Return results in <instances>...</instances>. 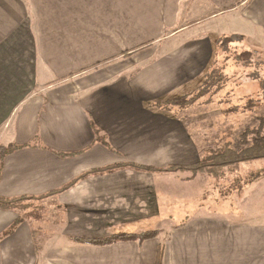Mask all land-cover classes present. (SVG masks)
Masks as SVG:
<instances>
[{
  "label": "crops",
  "instance_id": "crops-1",
  "mask_svg": "<svg viewBox=\"0 0 264 264\" xmlns=\"http://www.w3.org/2000/svg\"><path fill=\"white\" fill-rule=\"evenodd\" d=\"M232 36L264 49V0H0V146L35 145L5 158L0 196L60 214L49 232L0 209V264H264V161L163 171L215 153L230 111L170 100Z\"/></svg>",
  "mask_w": 264,
  "mask_h": 264
},
{
  "label": "rangeland",
  "instance_id": "rangeland-1",
  "mask_svg": "<svg viewBox=\"0 0 264 264\" xmlns=\"http://www.w3.org/2000/svg\"><path fill=\"white\" fill-rule=\"evenodd\" d=\"M245 52L252 53V56L244 54ZM214 60L204 83L195 90L196 93L193 92L197 97L201 93L198 102H219L221 104L215 105L216 107L230 111L229 119L221 120L220 130L212 133L209 150L218 152L224 147L223 144L228 142L234 149L240 150L241 134L247 129L258 128L264 119V49L250 40L232 36L222 40ZM212 121L217 122V119H210V122ZM208 123L205 121L201 124L198 121L197 127L200 129ZM207 131L205 128V132ZM39 203H29L32 206L26 210L29 223L37 231H55V220L59 217L56 215L60 214L47 216L44 203ZM40 205H43L45 210L41 209Z\"/></svg>",
  "mask_w": 264,
  "mask_h": 264
},
{
  "label": "trees",
  "instance_id": "trees-1",
  "mask_svg": "<svg viewBox=\"0 0 264 264\" xmlns=\"http://www.w3.org/2000/svg\"><path fill=\"white\" fill-rule=\"evenodd\" d=\"M229 38H232V37H228L224 39H229ZM244 54L250 57L252 56V53L250 52H245ZM199 96H201V93L198 94V97ZM198 97L196 94L187 95V96L175 98L172 101L170 100V102H172L174 105L186 107L188 105L196 104L199 99ZM34 142L36 143L37 140H34ZM240 142L242 144V148L240 150L234 149L231 146V143H226L220 151L215 152L212 155H209L207 158H205L204 160L196 164L189 165V166H172L168 168L167 170H163V171L190 170V171H193L194 173L205 172V173H210L211 175L215 177H220L223 175L224 173L223 171L225 168H231L233 166H238L246 162L264 160V119L258 128L247 129L245 132H243L240 136ZM28 146H33V145L31 144H28V145L10 144L8 146H3V145L0 146V181H1V174L3 171V162L5 158L11 155L12 153L18 151L19 149L28 147ZM110 169L111 167L102 169V170H94V171H91V172H88L82 175L80 179L88 176L90 173H96L99 171H106ZM73 183H75V181ZM58 192L59 191L53 192L44 197L54 195L55 193H58ZM34 199H43V198L42 197L40 198H31V197L6 198L3 196H0V209L2 210H25L30 205L27 202L29 200H34ZM25 218H26L25 215L20 216L17 219L12 229H14L19 223L23 222ZM157 234H158L157 231H152V232H141V233H131V234H114V235H111L105 238L76 237L74 238V240L79 243H86V244H90L94 246H105V245H110V244H113L119 241H135V240L143 241V240L154 238L157 236ZM35 245H36V250L40 252L42 250V244L37 240V238L35 240ZM161 259H162V250L159 252L157 264H161Z\"/></svg>",
  "mask_w": 264,
  "mask_h": 264
}]
</instances>
